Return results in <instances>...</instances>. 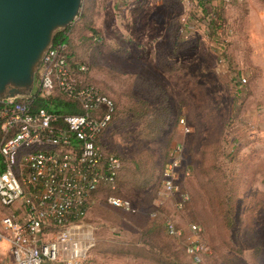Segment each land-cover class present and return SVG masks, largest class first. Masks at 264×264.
<instances>
[{
	"label": "rangeland",
	"instance_id": "obj_1",
	"mask_svg": "<svg viewBox=\"0 0 264 264\" xmlns=\"http://www.w3.org/2000/svg\"><path fill=\"white\" fill-rule=\"evenodd\" d=\"M205 6L208 11L197 0L83 1L68 36L77 60L87 65L82 78L117 102L116 120L101 140L121 156L124 168L117 188L102 189L90 203L84 222L95 228V239L82 264H193L185 251L191 240L209 247L202 264H264V133L251 131L254 143L240 150L239 161L254 156L241 173L242 163L234 162L227 177L218 171L199 177L201 159L226 166L213 146L205 155L204 144H215L241 110L264 100L257 96L264 75V0H210ZM215 8L221 24L213 31ZM246 36L250 59L237 45ZM240 72L257 93H237ZM182 117L190 133L182 131ZM177 141L191 169L181 189L192 200L178 209L173 198L163 216L153 218L166 153ZM110 194L131 200L137 213L110 206ZM228 197L234 212L226 221L214 204ZM167 217L182 236L169 235ZM193 223L202 234L189 230Z\"/></svg>",
	"mask_w": 264,
	"mask_h": 264
},
{
	"label": "built area",
	"instance_id": "obj_2",
	"mask_svg": "<svg viewBox=\"0 0 264 264\" xmlns=\"http://www.w3.org/2000/svg\"><path fill=\"white\" fill-rule=\"evenodd\" d=\"M68 54L67 44L53 45L36 76L33 93L0 98V203L8 208L19 203L22 211L19 216L0 208V247L9 242L16 264H82L95 239V228L84 222L90 203L97 192L107 186L115 188L122 168L121 160L106 156L100 144L116 112L115 100L78 79L70 69ZM81 70L87 71L85 64ZM246 81L242 77L241 83ZM38 93L72 99L83 112L34 109L32 98ZM179 125L185 134L191 132L186 118ZM185 156L182 142L170 147L150 213L153 218L163 216L161 209L167 201L177 198L176 207L183 209L189 200L180 185L191 174ZM107 201L128 213L138 211L131 200L116 194H110ZM164 224L169 235H183L171 218H165ZM189 230L202 234L196 223ZM208 249L203 241L191 240L185 251L194 264H200Z\"/></svg>",
	"mask_w": 264,
	"mask_h": 264
},
{
	"label": "water",
	"instance_id": "obj_3",
	"mask_svg": "<svg viewBox=\"0 0 264 264\" xmlns=\"http://www.w3.org/2000/svg\"><path fill=\"white\" fill-rule=\"evenodd\" d=\"M84 0H0V98L33 93L55 37L79 17Z\"/></svg>",
	"mask_w": 264,
	"mask_h": 264
},
{
	"label": "trees",
	"instance_id": "obj_4",
	"mask_svg": "<svg viewBox=\"0 0 264 264\" xmlns=\"http://www.w3.org/2000/svg\"><path fill=\"white\" fill-rule=\"evenodd\" d=\"M197 1L199 2V5L202 6L203 9H205V11H208V8L205 5L210 0H197ZM214 11L215 12H213L212 14L210 13L213 17L210 18L211 21H210V24H209V26L211 27V29H213V31L218 28L219 24H221L220 20L217 17L218 15H217L216 8L214 9ZM75 25L76 24H72L67 29H65L64 31H60L55 37L54 45H57L58 43H65V44L68 45V48H69L68 62H69L70 69L72 70V73L78 79H80V78H82V75L85 74V72L81 70V66L83 64L86 65V63H82L81 61L77 60V58L75 56V52L73 51L72 46H71L73 41L68 36L70 30ZM91 32L93 33L91 35L92 39H94V41L98 40V37H97V35L94 34L93 29H91ZM86 67H87V65H86ZM242 77H244V76L242 75V72H240V74L237 75L235 77V79H234V81L236 83V91H237V93L239 95L242 94L241 91L243 90V86L245 85V83H241ZM84 81L86 82V80H84ZM32 100H33L32 107L34 109H39V108L45 107V108H48V109H50L52 111L65 113V114H78V113H82L83 112V110L78 105V102H76V101H74L72 99H66L64 96H57L56 95V96H50L49 98H46V97H42L38 93V94H36L35 97L32 98ZM115 106H116V112L114 114L112 122L116 120V117H117V114H118V111H119L116 101H115ZM233 124H234V122L232 123L231 127H227L225 130H222L223 137H222V134H221V136L217 138L218 141L215 142V144H208V145H207V143L204 144V147H205L204 154L207 155L208 154L207 148L213 146L214 147L213 153H215L216 155H218V154L222 155V159H221L222 161H220V162H225L226 166L223 167V164L220 165L215 160H213L211 162L207 158L201 159L200 160L201 161V165L199 167V177L200 176L206 177V176L210 175L211 173H213V171L221 172V174L223 173V176L227 177L228 174L226 172H228V173L232 172L231 171L232 170L231 164H234V162H235V165L240 164V162L242 163L241 169L239 171V173H241L243 171L244 166H245L244 163L245 162H249V161H251L254 158V156H251L250 153H247L246 154V158H244L243 161H239V159H238L239 158V152L244 147L242 145H237L235 143V140L232 138V130H231V128H232ZM0 134H1V127H0ZM221 137H222V139L220 140L219 138H221ZM100 144H101V148L104 151L106 156H109V155L116 156L122 162V168L119 170L118 176H117L116 181H115V189H116L117 185H118L119 176H120V174H121V172H122V170L124 168V161L122 160L121 156H119V155L111 152L110 150H108L104 146V143H103L102 140L100 141ZM169 149H170V147H169ZM169 149H168V151H169ZM168 151L166 153V158H165L164 164L168 160ZM252 152L255 153V149H253ZM256 171H258V170H256ZM219 178H221V177L219 176ZM202 183L204 185L205 184L207 185V181L206 180L201 182V184ZM106 188L110 189V186H107ZM115 189H113V190H115ZM159 189H160V186H159ZM228 198L229 199L226 198L225 201L221 205L214 204V207L216 208V215L217 214L218 215L219 214L224 215L225 216L224 219H226V221L229 220V218L232 219V214L234 212L233 211L234 205L232 203L233 201L231 202L232 199L230 197H228ZM191 200H192V197L190 195L189 200L186 201L184 208L191 202ZM192 203H194V200H193ZM0 208L3 209V208H8V207H4L0 203ZM152 239H155V237L151 236V235H149V237L147 238V240L151 244V246H153L152 245V243H153ZM202 263H200V264H202Z\"/></svg>",
	"mask_w": 264,
	"mask_h": 264
},
{
	"label": "crops",
	"instance_id": "obj_5",
	"mask_svg": "<svg viewBox=\"0 0 264 264\" xmlns=\"http://www.w3.org/2000/svg\"><path fill=\"white\" fill-rule=\"evenodd\" d=\"M248 36H246L245 38H241V40H239L237 42L238 48H245L247 50V59H250V51H252L251 47H250V43L248 42L247 39ZM257 70L255 71L256 74ZM244 76V75H243ZM261 77L260 79H262L263 81V85H261V87H259L258 89V93L255 90V87L251 86V82L248 84V87H246L247 85H244L243 89H246L249 95H254V91H256L257 96H261L264 99V75L263 77ZM252 78V77H251ZM253 90V91H251ZM263 102V103H262ZM243 110H241L242 112ZM238 114V120L233 124L231 130H232V138L235 140V143L237 145H242L244 148L245 147H249L252 146V144L254 143V138L249 140V138H251V131L255 134L254 131H258V132H263L264 133V100L261 101V103L258 105L257 108L255 109H249L248 111H243L242 113ZM18 206H20V204L18 203L15 207L12 208H1V210L6 213V214H11L12 212L21 216L22 215V211L21 208L18 209ZM0 261L3 262V264H16L14 257L10 251V245L9 242L6 241L2 244V246L0 247ZM52 264H63L60 262L57 263H52Z\"/></svg>",
	"mask_w": 264,
	"mask_h": 264
}]
</instances>
